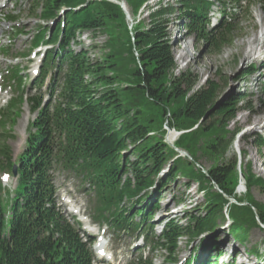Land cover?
Returning a JSON list of instances; mask_svg holds the SVG:
<instances>
[{
	"label": "trees",
	"instance_id": "16d2710c",
	"mask_svg": "<svg viewBox=\"0 0 264 264\" xmlns=\"http://www.w3.org/2000/svg\"><path fill=\"white\" fill-rule=\"evenodd\" d=\"M152 1L126 0L133 15L148 8ZM176 1L178 6L158 0L148 10V26L140 23L132 31L122 9L107 0L32 1V17L44 24L32 47H53L43 63L41 84L54 68L62 84L51 108L39 97L25 100L21 73L18 69L11 71L9 82L17 85L18 97L6 110H0V174L14 177L17 166L18 169L16 189L9 203L5 202L7 195L4 196L0 182V264H92L91 253L78 230L56 208L50 176L56 162H63L69 171L91 183L97 198L95 221L105 222L117 231L129 229L136 233L142 227L149 230L153 212L159 206L152 202L144 208L143 204L156 197L157 192L152 197L149 193L153 189L164 188L179 177L198 182L204 197L208 196L203 213L189 216L186 227L170 222L161 236L153 234L149 239L145 235L147 243L167 253L164 264H177L181 238L190 236L194 240L215 232L219 223L224 224V210L230 200L236 201L229 212L232 233L240 242L247 241L248 231L258 227L257 223L264 226V205L253 200L250 188L243 199L236 194V155L227 165L215 164L206 173L195 169L200 161L198 151L213 161L225 159L238 136V132H229L227 127L235 120L245 98L220 101L216 82L207 81L195 91L196 80L190 74L174 75L176 63L169 37L173 20L185 19L187 31L216 52L231 43L235 26L226 23L209 31V0ZM232 1L237 8L247 2ZM228 15L225 9L222 16ZM8 19L13 24L17 22L15 14ZM55 21L52 31L49 26ZM124 24L134 62L128 80L121 78L124 74L119 69L120 52L115 44L118 36L113 31L115 25ZM85 32L94 37L110 35L103 48L109 53L102 62L92 63L87 51L77 53L72 49L73 45H80L78 37ZM254 73L252 69L245 76ZM25 102L37 118L31 124L25 151L14 161L7 141L13 138L14 120L21 116ZM150 105L156 111L145 117L144 111ZM162 125L190 131L183 134L175 149L186 151L191 161L176 159V152L165 142ZM201 140L204 143L199 147ZM254 143L259 149L264 148V139L258 138ZM129 152L135 161L126 157ZM166 169L165 181H158ZM250 177L258 178L256 183L262 181L253 172ZM190 186L187 182L186 187ZM136 216L141 217V225L134 221ZM214 259L213 255L201 264H213ZM133 264L152 261L141 257Z\"/></svg>",
	"mask_w": 264,
	"mask_h": 264
},
{
	"label": "rangeland",
	"instance_id": "374dc122",
	"mask_svg": "<svg viewBox=\"0 0 264 264\" xmlns=\"http://www.w3.org/2000/svg\"><path fill=\"white\" fill-rule=\"evenodd\" d=\"M157 1L150 2L148 8L143 7L136 15L132 14L131 7L127 4L126 0H118L116 3L120 2L124 4L127 11V15L124 13L125 22L129 31H132L140 23L143 27L148 26V10ZM163 1L164 4L178 6L176 0ZM211 1L214 6L207 13V19L211 20L210 29L220 22L219 12L222 7L220 1L235 11L234 5L230 4L228 0ZM248 1L249 7L247 9L244 7L240 12L236 13L237 16L234 22L235 32L232 35L231 43L221 48L219 52L214 51L206 41L199 39L187 31L184 26L185 19L173 20L169 28V37L176 63L175 76L180 77L184 73L190 74L196 80L195 91L203 88L207 81L216 82L220 87L218 96L220 101L230 97L243 96L245 98L244 103L237 110L235 120L227 127L229 132H238V136L225 159L213 161L203 158L202 154H200L201 151H198L197 155L200 157V161L195 169L206 173L215 164L227 165L230 163L229 160L236 155L239 165L236 176V186H238V190L236 191L237 196L242 199L245 198L248 188H250L249 193L253 200L260 205H264V148L259 149L254 143L258 138L264 139V0ZM16 2V0H0V77L8 68L19 67L23 69L27 92H31L32 95L39 93L49 103L51 101V86L58 81V76H50L41 91L38 92V86L32 84L38 78V76L34 75L33 71L36 69V64L46 48L37 50L36 57L31 55L32 51L28 57L24 56L31 50L34 37L40 26L44 24L32 17V5L29 0ZM12 11L17 12L18 23L16 26L25 36L16 37L17 30H11L10 26L5 23L4 17ZM176 16L178 18L179 15ZM116 25L113 31L118 36L115 44L118 52H120L117 56V61L119 69L124 74L121 78L128 80L127 75L134 68V62L126 35L125 24L123 27H116ZM256 37L258 44L261 46V52L254 57L253 61L246 62L244 61L245 55L250 49L248 44L251 40L256 39ZM110 38L108 34H99L94 37L93 34L85 32L78 37L80 45H74L72 49L77 53L83 50L87 51L92 63L95 61L102 62L109 53V49L103 48L110 41ZM92 47H96L97 49L93 50ZM181 55L185 57L180 58ZM252 69L255 70V73L252 76H245ZM0 87H2V91L0 92V106L2 107L6 105V101L11 96L12 91L4 90L1 82ZM155 111L156 108L150 105L144 111V116L150 117ZM35 119L36 115L32 114L30 107L25 104L21 116L14 120L15 123L12 128L13 138L7 141V145L12 150L14 161L18 160L25 151L27 140L31 133V124L34 123ZM162 131H165V142L176 152V159L191 161L192 158L186 151L175 149L176 143H178L183 134H188L190 131L168 129L163 125ZM152 135L159 137L154 133ZM201 136L202 134H199V138L203 139ZM193 140L194 138H192ZM202 141L199 142V147L204 143ZM126 157L131 161H135L131 152L126 153ZM251 172L255 176L260 177L259 179L262 181L256 183L255 180H258V178L252 179L250 177ZM167 174L168 170L166 169L160 175L158 181H165ZM246 177H249L250 180L246 181ZM0 181L8 189L9 195L6 194L5 202L9 203L16 189L17 181L15 178L4 180L3 175H0ZM187 182L191 184L189 188L186 187ZM54 183L57 189L58 206L62 208L67 216L72 218L73 215L67 212L71 207L67 205L68 201L63 196L70 198L73 201V205L75 202L76 207H82V215L90 220L92 227L95 226L90 219L93 199L88 186L62 168H58L54 173ZM246 184L249 186L246 187ZM157 190L153 189L149 192L151 193V197L155 192L158 194L156 197H152V201L149 200L144 203V206H147L149 203L156 202L159 206L158 211L153 217V225L155 226L157 235H160L170 222L186 227L189 216L203 213V206L208 199V196L204 197L203 191L199 189L198 182H190L184 177H179L175 181L170 182L166 187L158 188ZM214 191L218 192L219 190L215 187ZM180 200L183 202L180 203ZM230 201L224 210L226 222L224 224L219 223L215 232L203 234L194 240L190 236L179 240L176 255L177 264H187L193 257L204 262L208 257L211 258L213 255L217 256L215 264H264V226L257 223L258 227H254L248 231L247 241L245 243L240 242L236 238L237 235L232 233V224L229 219V212L236 201ZM98 227L96 225V228L93 229L97 230ZM83 229L84 232L89 233L90 237L94 236L91 249L95 264H111L100 262L102 257H99L97 254L99 240L95 238L96 232L93 231L91 233L93 229L90 230L89 226L82 225V231ZM103 232H105V239L108 242L111 241L108 252H112L114 255L112 264H127L139 255L137 249L143 247V242L137 236L127 234L114 235L104 227L100 229L99 237L103 235ZM88 235L87 233H83L86 239H88ZM253 252H257L258 254L255 255L256 253L253 254ZM150 256L152 257V264H164L168 255L165 251L157 250Z\"/></svg>",
	"mask_w": 264,
	"mask_h": 264
},
{
	"label": "bare ground",
	"instance_id": "6f19581e",
	"mask_svg": "<svg viewBox=\"0 0 264 264\" xmlns=\"http://www.w3.org/2000/svg\"><path fill=\"white\" fill-rule=\"evenodd\" d=\"M248 45H249V48L250 49L247 51V53L245 55V60L244 61L251 62V61L254 60V57L259 52H261V46L258 44L257 37H256V39L251 40ZM182 57H185V56H182L181 55L180 58H182ZM100 250H103V248H100Z\"/></svg>",
	"mask_w": 264,
	"mask_h": 264
},
{
	"label": "water",
	"instance_id": "95a60500",
	"mask_svg": "<svg viewBox=\"0 0 264 264\" xmlns=\"http://www.w3.org/2000/svg\"><path fill=\"white\" fill-rule=\"evenodd\" d=\"M114 3H116V2H114ZM116 4L119 5L120 8L123 10V12L127 15V11H126V8H125L124 4H122L120 2L116 3ZM180 154L183 155V153H181V152H180ZM14 174H15V176H17V168H15ZM216 189L218 190V188H216Z\"/></svg>",
	"mask_w": 264,
	"mask_h": 264
}]
</instances>
